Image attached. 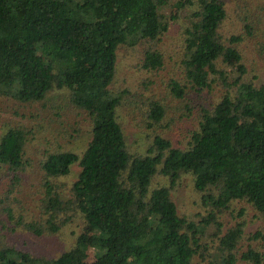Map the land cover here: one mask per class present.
<instances>
[{"label": "trees", "instance_id": "obj_1", "mask_svg": "<svg viewBox=\"0 0 264 264\" xmlns=\"http://www.w3.org/2000/svg\"><path fill=\"white\" fill-rule=\"evenodd\" d=\"M261 63L264 0H0V96L26 110L0 136V264H264ZM75 219L93 232L56 256L16 245Z\"/></svg>", "mask_w": 264, "mask_h": 264}, {"label": "rangeland", "instance_id": "obj_2", "mask_svg": "<svg viewBox=\"0 0 264 264\" xmlns=\"http://www.w3.org/2000/svg\"><path fill=\"white\" fill-rule=\"evenodd\" d=\"M135 61H136L135 57L131 56L129 58H123V56L122 57L120 56V61L118 64V69L115 79L116 88L123 86H127V87L129 86L134 88L135 85H138L139 83L140 74L142 76H146V74L136 71ZM262 66L264 67V63L262 64ZM258 69L264 71L263 68L258 67ZM162 75L164 78H166V72H163ZM154 79L156 80V82H158V85L161 88L163 82H159V77L157 76ZM23 107L24 105H21L10 98L0 96V136L4 133L6 128H8L11 125L17 124V122L20 120L19 113L26 112V110H24ZM124 129L127 134V139L129 141L130 148L133 149L139 146L134 144L136 143L140 134H136L139 130L133 126V121H131L128 124H125ZM87 138L88 135L86 134L84 135V137H81V139L78 138L74 142L72 148L75 150H81ZM139 142L141 143L140 140ZM78 170H79L78 166L75 165L68 179L69 180L75 179ZM180 187L181 190L177 193V202L181 206V208L183 210L186 209V212L190 216H193L197 212H201L202 207L198 205L197 201L194 199V195L192 194L190 183L189 182L187 183V181H183ZM209 214L210 212H208V215ZM224 216L226 217L225 219L226 221L231 219L228 218L227 213H225ZM249 216L250 214L246 216L248 220V224L246 225L245 229L247 231H252L259 225L260 222L257 220L250 221ZM195 218H197V216H195ZM208 220L209 223L206 226L205 232L203 234L204 238L214 231L213 217L212 216L208 217ZM93 230H94L93 226H85L83 220L75 219V221H73L69 226L65 227L62 232H60L58 235L55 236L36 238L27 233H22V234L18 233L15 235L16 245L20 246L21 240H23L29 244V250L31 252H36L37 254L52 257L58 255L59 253L73 246L75 244L76 238L79 235L81 234L89 235L93 232ZM4 233L6 235V239L9 242H15L12 239L14 234L7 235L6 232ZM83 254H84L85 264L93 261L94 252L92 248L88 247L87 244H85V246L83 247ZM200 264H206V263L201 262Z\"/></svg>", "mask_w": 264, "mask_h": 264}]
</instances>
